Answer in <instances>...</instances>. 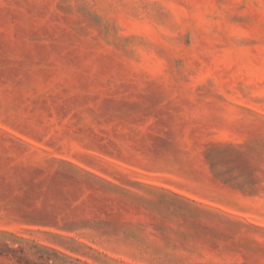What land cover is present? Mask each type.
<instances>
[{"label": "rangeland", "instance_id": "1", "mask_svg": "<svg viewBox=\"0 0 264 264\" xmlns=\"http://www.w3.org/2000/svg\"><path fill=\"white\" fill-rule=\"evenodd\" d=\"M0 264H264V0H0Z\"/></svg>", "mask_w": 264, "mask_h": 264}]
</instances>
